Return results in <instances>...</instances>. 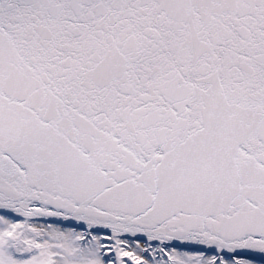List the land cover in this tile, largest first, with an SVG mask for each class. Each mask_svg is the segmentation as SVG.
Wrapping results in <instances>:
<instances>
[{
	"label": "snow or ice",
	"instance_id": "6c2138e0",
	"mask_svg": "<svg viewBox=\"0 0 264 264\" xmlns=\"http://www.w3.org/2000/svg\"><path fill=\"white\" fill-rule=\"evenodd\" d=\"M0 264H264V0H0Z\"/></svg>",
	"mask_w": 264,
	"mask_h": 264
}]
</instances>
